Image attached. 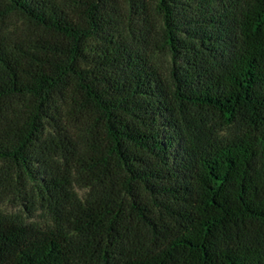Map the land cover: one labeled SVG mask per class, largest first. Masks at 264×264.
Masks as SVG:
<instances>
[{
	"label": "trees",
	"instance_id": "16d2710c",
	"mask_svg": "<svg viewBox=\"0 0 264 264\" xmlns=\"http://www.w3.org/2000/svg\"><path fill=\"white\" fill-rule=\"evenodd\" d=\"M8 13L32 31L0 36V197L51 224L0 211V264H264V0Z\"/></svg>",
	"mask_w": 264,
	"mask_h": 264
},
{
	"label": "rangeland",
	"instance_id": "374dc122",
	"mask_svg": "<svg viewBox=\"0 0 264 264\" xmlns=\"http://www.w3.org/2000/svg\"><path fill=\"white\" fill-rule=\"evenodd\" d=\"M154 0H151V5ZM153 9V8H152ZM124 10H127L126 3ZM153 16L158 20V16L151 10ZM32 31V26L25 21L20 15L16 13H8L0 16V36L19 37ZM154 65L159 69L163 76L168 75L171 66V55L165 48L155 50L154 58L152 60ZM230 130L223 129L219 132L221 136H229ZM73 191L79 198L85 197L87 188L74 184ZM24 200L16 193L15 190H3L0 197V211L8 215L17 216L19 219L26 223H36L40 226L51 224L49 216L40 208L27 211L24 207Z\"/></svg>",
	"mask_w": 264,
	"mask_h": 264
}]
</instances>
